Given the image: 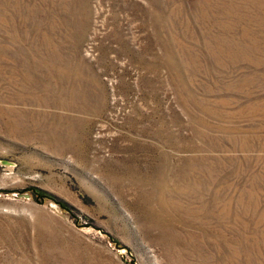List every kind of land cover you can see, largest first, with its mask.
Segmentation results:
<instances>
[{"label":"rangeland","instance_id":"374dc122","mask_svg":"<svg viewBox=\"0 0 264 264\" xmlns=\"http://www.w3.org/2000/svg\"><path fill=\"white\" fill-rule=\"evenodd\" d=\"M0 264H264V0H0Z\"/></svg>","mask_w":264,"mask_h":264},{"label":"trees","instance_id":"16d2710c","mask_svg":"<svg viewBox=\"0 0 264 264\" xmlns=\"http://www.w3.org/2000/svg\"><path fill=\"white\" fill-rule=\"evenodd\" d=\"M34 193L39 197H47V198L55 199L51 194H48L47 192H44L42 190H34ZM61 205H63V204H61ZM63 207H64V205H63Z\"/></svg>","mask_w":264,"mask_h":264}]
</instances>
